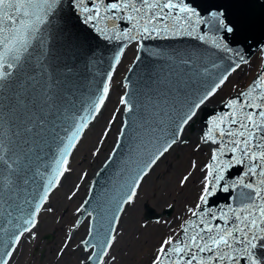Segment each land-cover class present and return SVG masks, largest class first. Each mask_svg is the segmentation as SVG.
<instances>
[{
    "label": "snow or ice",
    "instance_id": "1",
    "mask_svg": "<svg viewBox=\"0 0 264 264\" xmlns=\"http://www.w3.org/2000/svg\"><path fill=\"white\" fill-rule=\"evenodd\" d=\"M194 3L0 0V264H13L23 242L36 239L42 215L53 213L51 199L71 174L74 153L103 115L129 48L160 63L146 74L142 91L120 97L128 118L120 122L108 159L125 141L127 153L111 188L90 210L89 199L76 207L77 218L57 256L79 251L84 258L78 264H115L113 251L122 235L118 226L143 182L177 147L189 146L187 130L216 104L191 142L193 153L206 152V160L190 158L179 180L184 188L199 174L194 202L185 204L176 228L164 222L168 230L152 246L149 264H264V64L246 84L233 83L243 66L250 67L227 41L237 25L225 11H201ZM73 20L116 45L99 84L78 68L87 53ZM185 37L199 46L162 51L145 43ZM139 60L137 54L134 63ZM95 63L88 57L86 67ZM123 86L131 87L126 80ZM115 123L113 115L98 143L105 142ZM79 188L67 199H74ZM221 193L225 202L217 203ZM81 227L84 236L73 248Z\"/></svg>",
    "mask_w": 264,
    "mask_h": 264
},
{
    "label": "rangeland",
    "instance_id": "2",
    "mask_svg": "<svg viewBox=\"0 0 264 264\" xmlns=\"http://www.w3.org/2000/svg\"><path fill=\"white\" fill-rule=\"evenodd\" d=\"M135 54L136 49L126 63L122 75L118 80L113 81L110 100L104 115L99 117L74 154L71 174L63 181V186L51 199V206L54 209L53 213L42 215L36 239L33 240L29 237L23 242L22 247L16 253L13 264H78V261L84 258V254L79 251H70L63 257H58L57 252L65 239L68 229L77 217L75 209L87 194V184L91 175L103 162V156L112 148L122 112L117 111L119 109L118 103L125 91L124 86L121 85L122 77ZM260 55L262 61V54L260 53ZM254 66L255 60L250 63V67L243 66L233 76L232 82L246 84L256 72L251 74ZM228 88H231V84ZM228 88L225 89V92L228 91ZM113 115L116 116V123L112 127L111 134L101 145L98 143L101 139V133L109 118ZM197 136V134L188 136L189 146L181 145L177 147L174 152L162 159L146 178L145 193L138 195L134 205L127 210V214L122 217V222L118 226L122 233L121 237L124 234L126 236L122 244L116 245L113 251V255L117 257L115 264H149V259L138 258L140 252L147 246L155 244L160 236L167 232L168 229L164 222H171L172 227L176 228L181 222L178 217L183 215L185 204L194 202L195 194L198 191L197 181L199 174L184 188L179 186V180L182 174L186 173L190 158L197 159L201 164L206 160V152L194 154L192 151L191 142L195 141ZM97 148L100 149L99 154L93 155ZM83 173H87V176L81 179ZM77 184L80 185L78 194L72 200L67 199V196L71 191L75 190ZM145 204L151 206L157 213L171 205L172 212L170 216L162 215L158 219H147L144 216ZM145 223L149 225L146 229L142 227ZM84 232L85 230L81 228L74 233L71 247L74 248L75 244L83 238ZM46 234L50 235L49 240L45 237Z\"/></svg>",
    "mask_w": 264,
    "mask_h": 264
},
{
    "label": "water",
    "instance_id": "3",
    "mask_svg": "<svg viewBox=\"0 0 264 264\" xmlns=\"http://www.w3.org/2000/svg\"><path fill=\"white\" fill-rule=\"evenodd\" d=\"M194 6L198 7L201 11L205 9L211 10L213 8L225 11L227 18L237 25L236 33L234 35H227L229 45L233 49L242 52L248 60L251 59L255 51L261 49V64H264V0H195ZM72 23L77 25V28L74 29V33L79 42L83 44L87 53L85 59L80 61L78 68L86 75L88 81L99 84L102 81L104 74L109 70V64L116 45L108 44L97 38L89 29L79 25L78 21L73 20ZM145 43L146 47L149 49L162 51L199 46L198 41L187 37L150 40ZM137 54L140 55V60L134 63ZM135 56L122 77V84H124L126 80L131 85V87L125 89V91H142L145 86L144 82L147 79L146 74L152 71L160 63V61L149 56L147 52H136ZM88 57H91L96 61L94 67H86ZM130 67L132 68V71H128ZM214 108H218V105L210 104L208 106L205 113L201 114L200 119H198L196 123L187 130L185 139H187L188 136L199 134L202 127V121ZM127 118L128 114L122 111L120 122ZM115 142L106 159L91 175L90 181L87 184L88 189L84 199L90 200V205L86 206L89 207V210L91 204L95 203L106 190L111 188L113 181L116 179L115 173L118 171L119 162L127 153V142L125 141L118 149L116 156L112 160H109L108 157L115 147ZM238 170L239 169H234L233 172H237ZM223 197V193L219 194L216 198V202L224 203L225 201ZM144 207V216L147 219H158L162 215L170 216L172 212V206L165 207L160 213L155 212V210L148 204H145ZM48 235L49 234L45 236L47 240L50 239V235Z\"/></svg>",
    "mask_w": 264,
    "mask_h": 264
},
{
    "label": "bare ground",
    "instance_id": "4",
    "mask_svg": "<svg viewBox=\"0 0 264 264\" xmlns=\"http://www.w3.org/2000/svg\"><path fill=\"white\" fill-rule=\"evenodd\" d=\"M134 51H135V48H129L127 51H126V55L122 58V62H121V64L118 66V70H117V73L115 74V76H114V80H118L119 79V77L122 75V72H123V70L125 69V66H126V63L129 61V59H130V57L133 55V53H134ZM260 53L262 54V50L260 49V50H258V51H255V53L253 54V56L251 57V59L249 60L250 61V63H252L254 60H255V66H254V69L252 70V72H251V74L252 73H254L256 70H257V68L259 67V65H260V63L262 62L261 61V55H260ZM113 80V81H114ZM123 85V84H122ZM108 104V103H107ZM118 107H119V109H121V111H122V105H120L119 103H118ZM105 110H106V108H105ZM104 110V111H105ZM103 115H104V112H103ZM120 128V121H119V127L117 128V130ZM116 133H117V131H116ZM117 135V134H116ZM116 141V136L114 137V139H113V144H114V142ZM113 144H112V147H113ZM112 149V148H111ZM110 149V150H111ZM76 153V152H75ZM74 153V154H75ZM109 154V151H108V153H106L104 156H103V162H104V160L106 159V157H107V155ZM74 157V156H73ZM102 162V163H103ZM95 172V171H94ZM146 182V181H145ZM145 182H143V184H142V188L139 190V194L140 195H143L144 193H145V190H146V184H145ZM85 196V195H84ZM84 200V199H83ZM82 203V202H81ZM80 203V204H81ZM81 228H83L84 229V227H81ZM80 228V229H81ZM85 230V229H84ZM125 234L121 237V239L119 240V243L117 244V246H119V245H121L122 244V242H123V240L125 239ZM154 244H151L150 246H147L144 250H142V252H140V254H139V256H138V258H140V259H148V254H149V252H150V250H151V248H152V246H153ZM113 254H114V252H113Z\"/></svg>",
    "mask_w": 264,
    "mask_h": 264
},
{
    "label": "flooded vegetation",
    "instance_id": "5",
    "mask_svg": "<svg viewBox=\"0 0 264 264\" xmlns=\"http://www.w3.org/2000/svg\"><path fill=\"white\" fill-rule=\"evenodd\" d=\"M45 236H47V234H46ZM48 236H49V235H48Z\"/></svg>",
    "mask_w": 264,
    "mask_h": 264
}]
</instances>
